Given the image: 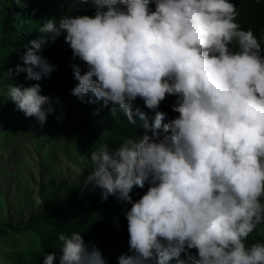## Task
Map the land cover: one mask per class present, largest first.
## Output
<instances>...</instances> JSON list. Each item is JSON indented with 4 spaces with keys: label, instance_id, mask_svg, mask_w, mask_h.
<instances>
[{
    "label": "clouds",
    "instance_id": "clouds-1",
    "mask_svg": "<svg viewBox=\"0 0 264 264\" xmlns=\"http://www.w3.org/2000/svg\"><path fill=\"white\" fill-rule=\"evenodd\" d=\"M76 2L92 3L95 14L48 20L39 29L46 35L29 41L24 66L7 75L50 77L56 66L42 49L63 36L86 66L82 74L72 65L71 94L111 105V116L119 110L131 125L142 122L143 135L93 151L92 171L79 183L102 189V201L130 204L129 254L119 264H185L182 253L191 264H264V243L246 244L264 223V48L241 29L235 3L154 0L153 10V0ZM170 95L179 115L165 123L159 107ZM8 97L41 126L54 111L39 83L9 85ZM138 98L155 113L151 124ZM146 185L134 200L133 188ZM59 240V264H105L80 232ZM55 259L48 253L43 264Z\"/></svg>",
    "mask_w": 264,
    "mask_h": 264
},
{
    "label": "trees",
    "instance_id": "trees-1",
    "mask_svg": "<svg viewBox=\"0 0 264 264\" xmlns=\"http://www.w3.org/2000/svg\"><path fill=\"white\" fill-rule=\"evenodd\" d=\"M231 2L236 5V20L241 29H251L264 48V39H261L264 37V0ZM154 7L153 0V10ZM94 14L95 5L81 4L76 0H0V155L5 154L7 143L16 137L17 133L32 124L42 132L46 130L48 133L49 151L44 155L43 161L52 163L57 156L51 138L53 132L58 130L69 140H76L80 144L81 163L86 176L92 171L91 153L101 145L108 144L111 149L118 147L129 136L143 135L145 130L139 126L142 122L131 125L119 110L116 117H112L111 105L103 106L102 101L89 103V97L81 100L71 94L73 87L78 84L72 65H79L82 74L86 71V66L79 58L73 59L72 50L65 43L63 36L54 42L49 38L42 49L41 54L56 66L50 77L35 81L26 79L25 72L14 74L11 79L7 75L8 69H13L15 73L17 65L24 66L23 56L29 41L46 35L39 29L48 20L54 19L58 24V20L63 16ZM36 83L40 84L42 95L52 98L54 107L43 126L35 117H26L8 97L9 85L28 87ZM66 101L70 102L77 112L79 126L76 130L68 124L65 114ZM175 101L176 97L170 95L160 104L159 111L164 113L165 123L179 115L172 108ZM135 106L140 107L151 124L155 113L147 109L139 98ZM148 134L151 136L152 132L149 130ZM158 134H162V130H159ZM80 181L76 185L67 184L64 196L59 199L44 196L42 211L38 215H30L15 225H0V245L7 247L3 264H43L44 256L52 252L56 253L54 264H59L62 245L59 234L70 236L73 232L81 233L89 249L93 246L99 248L105 264H119L120 255L129 254L125 213L130 204L116 196H109L107 201H102V189L92 185L82 189L79 187ZM147 187H134L130 193L133 199H139L147 191ZM249 238L253 239V243H264V223L247 239ZM191 252L196 254L195 249ZM181 259L185 260V264H191L183 253ZM168 264H176V260L173 259Z\"/></svg>",
    "mask_w": 264,
    "mask_h": 264
},
{
    "label": "rangeland",
    "instance_id": "rangeland-1",
    "mask_svg": "<svg viewBox=\"0 0 264 264\" xmlns=\"http://www.w3.org/2000/svg\"><path fill=\"white\" fill-rule=\"evenodd\" d=\"M65 109L69 126L76 130L79 118L74 106L66 101ZM47 137L46 130L42 132L31 124L17 133L7 143L5 154L0 155V225H15L30 215H38L44 196L59 199L64 196L67 184L76 185L82 180L85 169L80 144L54 131L51 142L57 158L45 163L44 155L50 144ZM252 243L253 239H247L248 246ZM6 254L7 247L0 245V264Z\"/></svg>",
    "mask_w": 264,
    "mask_h": 264
}]
</instances>
